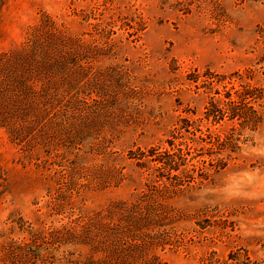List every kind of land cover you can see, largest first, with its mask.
Listing matches in <instances>:
<instances>
[{
  "label": "rangeland",
  "instance_id": "374dc122",
  "mask_svg": "<svg viewBox=\"0 0 264 264\" xmlns=\"http://www.w3.org/2000/svg\"><path fill=\"white\" fill-rule=\"evenodd\" d=\"M41 20L90 52L36 137L0 128V264H264V106L205 119L264 91V0H0V55Z\"/></svg>",
  "mask_w": 264,
  "mask_h": 264
},
{
  "label": "trees",
  "instance_id": "16d2710c",
  "mask_svg": "<svg viewBox=\"0 0 264 264\" xmlns=\"http://www.w3.org/2000/svg\"><path fill=\"white\" fill-rule=\"evenodd\" d=\"M89 52L82 41L68 36L54 21L41 20L31 27L23 43L0 55V128L15 139L36 137L40 120L46 119L49 109L68 100L71 83L82 82L85 68L80 61ZM254 74L246 70L244 77L238 75L240 89L232 87L224 91L223 98L210 99L205 119L218 123L228 117L242 127L255 129L261 118L254 105L264 106V91L246 83ZM159 154L151 160L159 164L155 171H179L175 159L184 161L180 149Z\"/></svg>",
  "mask_w": 264,
  "mask_h": 264
}]
</instances>
